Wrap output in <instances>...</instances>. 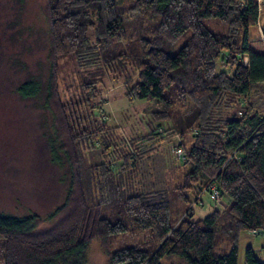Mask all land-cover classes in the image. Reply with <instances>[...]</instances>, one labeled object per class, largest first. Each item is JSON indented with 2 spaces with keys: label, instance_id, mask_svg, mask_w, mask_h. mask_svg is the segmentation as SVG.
<instances>
[{
  "label": "trees",
  "instance_id": "16d2710c",
  "mask_svg": "<svg viewBox=\"0 0 264 264\" xmlns=\"http://www.w3.org/2000/svg\"><path fill=\"white\" fill-rule=\"evenodd\" d=\"M124 2H44L47 78L29 76L15 91L22 100L43 96L52 115L51 149L64 155L69 185L64 202L46 220L0 212V264H86L93 241L99 242L107 264H161L170 256L185 264H237L240 235L264 230V102L259 98L264 4L134 0L126 12ZM143 15L157 23L149 37L137 40L135 55H127L118 43L120 24ZM210 20L224 32L209 29ZM258 28L260 48L250 40V31ZM185 32V43L169 55L167 49ZM62 59L73 63L72 92L68 82L61 83ZM129 64L132 74L125 72ZM111 72L125 75L128 100L162 107L152 120L170 119L175 103L191 102L195 119L185 131L191 145L185 148L179 140L170 147L181 149L180 161L190 170L173 188L144 191L138 186V161L164 140L157 138L158 126L122 138L117 127L100 118L98 84ZM167 131L184 134L173 126ZM93 151L102 160L85 166L84 154ZM212 186L226 199L225 207L216 203L220 210L193 218L192 203L198 205L204 191L209 196ZM193 189L192 202L188 194ZM182 203H187L183 214ZM138 233H146L148 240L112 248L118 236ZM244 264L264 262L246 247Z\"/></svg>",
  "mask_w": 264,
  "mask_h": 264
},
{
  "label": "rangeland",
  "instance_id": "374dc122",
  "mask_svg": "<svg viewBox=\"0 0 264 264\" xmlns=\"http://www.w3.org/2000/svg\"><path fill=\"white\" fill-rule=\"evenodd\" d=\"M133 1L125 0L121 8L127 12L126 8ZM44 2L0 0V212L14 216L37 215L46 220L64 202L69 185V170L64 155L58 150L52 152V115L43 105V96L35 100H22L15 91L29 76L42 81L47 78L48 40ZM156 23L153 17L143 15L120 24L122 32L118 43L124 53L134 56L137 40L149 37ZM206 26L214 32H224L216 20L207 21ZM259 29L257 32L250 31V40L257 48L262 46V39L257 35ZM188 36L189 32H185L167 49L168 54L174 55ZM243 62L246 63L244 58ZM130 66L125 71L127 74H132ZM73 72L70 59L60 60L61 83L68 82L71 92L75 90L72 85ZM124 76L123 73L111 72L105 73L100 79V118L109 126L117 127L116 134L122 138L144 135L150 130L149 127L158 126L157 138L164 140L152 144L154 150L138 161V186L144 191L171 189L190 170L189 164L183 165L173 154L171 145L178 144L179 140L185 148L191 145L190 133L185 131L195 119L193 106L189 101L175 103L170 119L152 120L153 113L162 111V107L154 101L128 100L124 95ZM259 98L264 102V87ZM171 126L184 131L183 137L167 131ZM101 160L96 151L84 154L85 166ZM195 193L193 189L188 194L192 202ZM216 203L224 208L227 201L221 197L214 204L204 191L200 195V203H192L193 218L204 217L215 209L220 210ZM186 206L187 203L180 205L182 214ZM147 240L146 233L124 234L115 238L112 248L133 246ZM246 247H251L256 257L264 262V230L240 235L237 264H244ZM86 264H107L98 241L90 243ZM161 264L185 262L180 257L170 256L164 257Z\"/></svg>",
  "mask_w": 264,
  "mask_h": 264
},
{
  "label": "built area",
  "instance_id": "2783aa9c",
  "mask_svg": "<svg viewBox=\"0 0 264 264\" xmlns=\"http://www.w3.org/2000/svg\"><path fill=\"white\" fill-rule=\"evenodd\" d=\"M172 151L178 159L184 160V156L181 149H173ZM209 197L214 202H218L220 200L221 196L215 186L211 187Z\"/></svg>",
  "mask_w": 264,
  "mask_h": 264
},
{
  "label": "water",
  "instance_id": "95a60500",
  "mask_svg": "<svg viewBox=\"0 0 264 264\" xmlns=\"http://www.w3.org/2000/svg\"><path fill=\"white\" fill-rule=\"evenodd\" d=\"M261 3L264 4V0H261Z\"/></svg>",
  "mask_w": 264,
  "mask_h": 264
}]
</instances>
